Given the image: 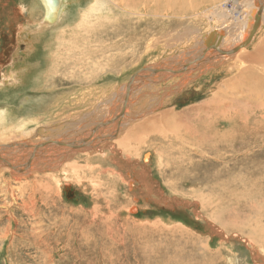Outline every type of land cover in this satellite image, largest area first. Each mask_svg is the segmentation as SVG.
<instances>
[{"label":"rangeland","instance_id":"rangeland-1","mask_svg":"<svg viewBox=\"0 0 264 264\" xmlns=\"http://www.w3.org/2000/svg\"><path fill=\"white\" fill-rule=\"evenodd\" d=\"M166 1L159 12L155 7L154 11L141 13L110 0H69L61 26L39 33V37L30 31L22 34L21 50H29V54L23 61L17 60L16 69L19 74L24 72L25 78L23 83L17 81L15 85L11 81L13 84L0 87V107H9L17 116L35 115L63 99L53 110V118L39 124L38 132L46 136L48 127L54 126L63 134H56L63 141L64 136L82 138L93 148L88 150L92 153L89 157L82 151L84 146L76 153L66 152L59 164L43 169L45 175H39L37 184L46 188L38 191V202L33 206L36 209L31 207L28 193L20 194V183L26 181L12 180L10 172L2 174L0 169V264H264V135L240 154L237 163L229 161L221 166L209 159L211 167L205 166L207 159L191 155L193 150L186 153L196 166L174 147L162 148V142H170L175 135L173 131L186 132L179 126H160L155 134H165L163 140L151 142L152 135H145L140 145L128 151L113 146L121 137L119 131L110 135L105 128L96 133V141L85 139L92 125L88 116L101 114L97 98L120 94L134 76L155 61L160 63L167 57L173 64L180 62V50L170 53L164 44L165 34L172 32L180 42L187 39L186 44L191 35L201 34L196 41L193 39L195 45L219 24L206 16L212 5L224 2L233 12L242 6L243 13L236 12L241 21L236 26L241 27L246 19L245 5L249 4L247 0H182L181 5L184 2L188 10L173 16L165 15L169 6ZM33 3L34 0H0V32L13 17L10 8H30ZM194 28L201 30L191 31ZM231 34L229 31L223 40ZM29 35L35 44L32 49L25 42ZM148 40L154 42L145 52ZM262 40L264 20L247 52ZM125 56L126 63L121 65ZM213 69L202 74L197 70L194 82L174 92L172 101L163 107L158 104V96L145 89L133 99L132 111L145 109L152 115L173 107L175 113L184 116L189 107L209 99L220 81L236 73L229 67L218 72ZM146 72L148 76H162L161 84L168 82L164 80L168 74ZM149 79L152 77L132 83L135 94L140 87L151 85ZM39 103L43 105L38 107ZM70 114H77L79 122L74 123ZM196 126L193 121L188 125L190 130ZM259 131L264 132V126ZM246 138L249 137L231 144L246 146L251 142ZM86 160L92 170L85 167ZM70 163L81 168L69 167L63 172ZM53 173H57L55 179L51 177ZM196 177L199 181L208 178L209 185L194 187ZM8 179L14 190L2 186ZM40 193L46 196L44 200ZM23 201L28 209L22 207Z\"/></svg>","mask_w":264,"mask_h":264},{"label":"bare ground","instance_id":"bare-ground-1","mask_svg":"<svg viewBox=\"0 0 264 264\" xmlns=\"http://www.w3.org/2000/svg\"><path fill=\"white\" fill-rule=\"evenodd\" d=\"M67 1L69 0H34L30 8L24 5L13 9L10 8L9 13L14 18L9 17L8 22L5 23L7 27L4 26L0 32V87H7V84H13L11 81L15 82V85L17 81H22L23 83V79L25 78L23 75L24 72L22 73L21 71L20 74L18 73L19 70L16 69V62L17 60L19 62V58L23 61L25 55L29 54V50L23 49L25 51L22 52L21 40L19 41V39L26 31L27 34L30 31L38 35L39 33H45L50 29L61 26L67 17ZM110 1L124 9L128 8L131 9V11L144 10L145 13L146 11H154L155 7L159 12L161 11V7H164V0ZM125 1L128 2V4ZM181 1L182 0H167L166 4H169V6L165 11V15L173 14V16H179L180 13L187 11L188 7L184 2L181 5ZM247 2L249 3L245 5V7H247V12H244L246 13V19L245 22L243 21L244 24L241 27L236 26L241 22L239 21L240 13L236 12L241 11V13H243L242 6H238L235 12H233L227 9L224 2L212 5L206 16L219 24H217V26L213 25L214 27L212 26L213 28L203 36V40H199L200 42L195 45H192L193 39L196 41L198 36H202L201 34L191 35L188 38L189 41H187V44V39H184V42H180L172 32L165 34L164 44L170 49V53L174 52V50H180L179 54L182 56L179 59L180 62L177 61V63L175 62L176 64H173L172 59L168 60L167 57L160 63L155 61L152 66H147V69L144 68V72L138 73L142 76H134L133 79L124 86L120 94L108 98H97V107L100 108L98 112H101V114L95 116H88L90 113L87 114L89 120L92 121V125L86 130L87 137L85 136V139L89 137L90 143L96 141V133L103 131L105 128H108L107 130L110 135L119 131L121 137L113 143V146L114 148H118V150L128 151L134 148L133 146L140 145L145 135H152L150 137L151 142L157 143L156 140L160 141L161 138L163 140L165 134H162L163 136L155 134V131L160 126H179L183 127L186 132L182 134L179 131H173L175 135L170 139V142L160 143L162 148L174 147L178 152L181 151L182 156L188 159L189 164H193L192 166H196L197 163L193 162L192 157L186 153L188 150H193V154L191 153V155H199V157L201 156L203 159H207L205 160V166L206 164L210 166L209 159H212L214 163L221 166L229 161L237 163L240 159V154L257 144L259 142V136L264 135V132L259 131L261 127L264 126V40H262L254 50H251V52H247L246 50L263 23L264 0H257V2L247 0ZM121 4H127V6L125 7ZM258 9H262L260 26L252 36L250 42L245 43L250 36L254 25L252 21L255 19V14ZM81 18H83V15L80 16V19ZM236 19L237 21L234 22ZM3 29L5 31H3ZM200 30L201 29L194 28L191 31L199 32ZM91 31L92 30H90V32ZM212 31H214L216 35L213 37V42L207 46L205 44V39ZM229 31H231L232 34L229 36L228 40L224 41L222 37L227 35ZM25 42L26 45H30V49L35 47L30 35L25 39ZM153 42V40H148L145 52L148 51ZM26 45L24 46L27 47ZM187 46L191 48L185 51L184 47ZM194 48L196 49L194 50ZM120 52L118 53L119 55L121 54ZM114 54L116 55V53ZM183 55L185 56L183 57ZM127 58V56L123 57V63H121V65H125ZM183 58L184 61L182 62L181 60ZM117 59L119 58L117 57ZM225 67H229L230 72L236 70L235 76L220 81L215 86L216 88L213 90L209 99L199 105L189 107L182 117L180 113H175L172 110L173 107L164 109L160 112L155 111L152 115L146 113L147 111L145 109H142L139 113L132 111L135 106L133 99L142 94L145 89H151L153 93L158 96L156 98L159 100L158 104L163 107L164 105L166 106V103L172 101L171 96L174 92L180 89L182 90V87L186 86L188 83L194 82L197 77V74L194 73H196L197 70L202 74L204 71H209L212 68H214L213 72H218ZM20 68L21 67H19V69ZM154 68H156L155 71L153 70ZM23 69L24 67L20 70ZM146 71L156 75L168 74L164 77V80L168 82L161 84L160 79L163 78L162 76H148ZM229 71L227 72L229 73ZM149 77H152V79H149L151 85L148 87L136 86V88L140 87V89H137L139 91L135 94L134 90H136L135 85L137 84V80L143 81ZM166 97L168 98L166 99ZM43 103H39L38 107L42 106ZM60 103H63V99H58L51 107H45V109L36 112L35 115L29 113L24 116H17L9 107H0V169H2V174L10 172V174L13 175V178L11 177L12 180L18 182L26 181L25 184L20 183L19 191H21L20 194L28 193L27 196L30 198L31 207L34 209L36 208L33 206L38 202L37 194H39V189L46 188L45 185L37 184L39 175H45V173L42 174L43 169H46L49 164L50 167L59 164V158L64 156L66 152L72 151L76 153L82 146H84L82 151H86L85 153L88 157L92 154L91 151H88L93 148L92 144H89V142L85 143L82 138L76 137L74 139H67V137L64 136L66 141H63L62 137L56 136V134L60 136H63V134H61L58 128H53L54 126L48 127L50 132L46 133V136H42L38 132V126L40 127L39 124L42 121L46 122L51 120L54 114L53 110L58 108ZM113 106H115L114 109ZM151 108L154 110L155 106ZM69 116L74 123L79 122L76 121L78 119L77 114H70ZM63 118L64 117H61L60 119ZM192 121L195 122L197 126L194 127L193 130H190L188 125ZM130 125L131 127L129 128ZM74 126H76V124ZM246 136L249 137L246 139L251 140L248 145L239 147L232 146V142H239V138H244ZM178 144L182 145L186 150L184 151L179 148L177 146ZM98 150L99 149L95 151ZM86 162L85 167L92 170L93 168L88 160H86ZM4 164H6V166ZM69 167L73 169L81 168L76 164L70 163L65 166L63 172L68 171ZM195 169L196 168H194V170ZM56 175L57 173H53L51 177L55 179ZM43 180H45V178ZM5 183L6 184L2 186L5 188L7 187L9 190H14L11 187L9 179L5 180ZM45 183L47 186L49 185L48 182ZM200 184L208 186V178H206L205 181H199L196 177L193 183L194 187L200 186ZM23 187H30V189H24ZM44 197L46 196L40 193V198L44 200ZM25 201H23L24 204L22 207L28 209L29 205ZM245 240L247 241V239Z\"/></svg>","mask_w":264,"mask_h":264},{"label":"water","instance_id":"water-1","mask_svg":"<svg viewBox=\"0 0 264 264\" xmlns=\"http://www.w3.org/2000/svg\"><path fill=\"white\" fill-rule=\"evenodd\" d=\"M261 14H262V9H258L257 13L255 14V21H254V25H253V28L251 30L250 36H249L248 40L245 43L250 42L252 36L255 34V32L257 31L258 27L260 26ZM214 35H216V33L214 31H212L211 33H209L207 35V37L205 39V44L207 46H209L213 42ZM145 69H147V68H145Z\"/></svg>","mask_w":264,"mask_h":264}]
</instances>
